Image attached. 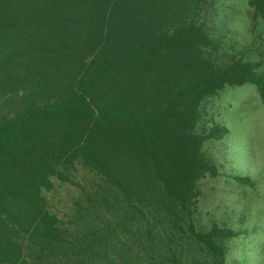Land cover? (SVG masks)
I'll return each mask as SVG.
<instances>
[{
  "label": "trees",
  "instance_id": "16d2710c",
  "mask_svg": "<svg viewBox=\"0 0 264 264\" xmlns=\"http://www.w3.org/2000/svg\"><path fill=\"white\" fill-rule=\"evenodd\" d=\"M216 2L0 0V264H231L236 233L195 223L227 134L201 105L245 84L264 105V72L212 33ZM54 180L79 191L62 214Z\"/></svg>",
  "mask_w": 264,
  "mask_h": 264
},
{
  "label": "rangeland",
  "instance_id": "374dc122",
  "mask_svg": "<svg viewBox=\"0 0 264 264\" xmlns=\"http://www.w3.org/2000/svg\"><path fill=\"white\" fill-rule=\"evenodd\" d=\"M248 0H217L211 30L243 53L245 60L260 63L264 72V41L251 31ZM199 128L217 124L226 135L205 145V151L218 166L220 175L197 184L201 192L195 212L199 228L212 224L226 226L236 233L229 244L231 264H264V105L249 84L226 87L201 105ZM226 176L247 177L251 185H239ZM92 173L79 170L75 180L85 186L97 181ZM47 194L51 211H67L79 194L73 186L54 180Z\"/></svg>",
  "mask_w": 264,
  "mask_h": 264
}]
</instances>
